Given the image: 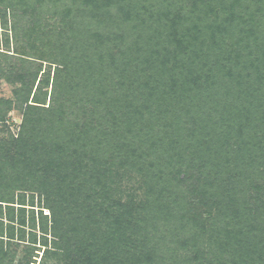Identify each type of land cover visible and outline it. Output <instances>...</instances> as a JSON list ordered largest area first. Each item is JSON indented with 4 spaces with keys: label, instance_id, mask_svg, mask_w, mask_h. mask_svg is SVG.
<instances>
[{
    "label": "trees",
    "instance_id": "16d2710c",
    "mask_svg": "<svg viewBox=\"0 0 264 264\" xmlns=\"http://www.w3.org/2000/svg\"><path fill=\"white\" fill-rule=\"evenodd\" d=\"M39 1L37 9L25 3L21 13L31 28L19 22L14 28L31 47L34 36L46 37L44 25L46 33L60 31L59 91L48 106L39 98L28 103L24 129L9 146L15 152L0 156V264H11L4 240L15 238L16 223L21 237L29 223L33 249L44 247L45 258L61 264H264L261 9L246 16L241 1L230 0L222 16L219 0ZM46 4L49 11L42 9ZM227 36L222 48L218 38ZM41 52L23 54L43 63ZM41 70L16 79L34 86ZM12 105L0 100L3 116ZM234 112L253 121L255 130L219 131L217 117L226 122ZM164 113L170 127L156 130L151 124ZM130 134L141 140L137 147ZM165 145L172 152L167 159L177 161L170 160L168 175L200 183L188 201L164 203V191L150 184L143 200L106 197L113 168H137L147 181L144 166L149 173L150 156L160 157ZM186 150L190 165L181 170ZM27 192L32 207L38 194L51 213L49 224L40 210L41 239L34 208L27 217ZM208 216L219 250L231 260L183 255L191 247L199 253Z\"/></svg>",
    "mask_w": 264,
    "mask_h": 264
},
{
    "label": "rangeland",
    "instance_id": "374dc122",
    "mask_svg": "<svg viewBox=\"0 0 264 264\" xmlns=\"http://www.w3.org/2000/svg\"><path fill=\"white\" fill-rule=\"evenodd\" d=\"M242 3V7H245L244 10L246 16H250L249 13H254L256 15V12L258 9H261L258 13V15L264 16V0H240ZM48 2V0H47ZM165 2V1H163ZM25 3L29 6H34L35 9L40 4L39 0H2L0 2V100L4 103L11 101L13 103L12 107H9L5 110V114L3 116L2 112H0V156H3L7 153H14L15 149L9 150L10 144L12 145V142L15 138H18L21 135V132L24 129V122H25V110L28 106V103H34L33 100L36 98L42 99L46 104H41L43 106H48L51 102V96L52 94L56 95L58 93V89L56 88L57 79L55 76V72L57 69L59 60L62 59L63 54L62 50H65V47L62 44H57V40L59 37V34L61 35L59 30H54L53 33L49 32L46 33V25H44L45 35L46 37H42L40 41H35V36L32 38L31 41H34L35 47H31L29 44L30 40L26 39L23 33L19 34L20 31L18 28H14L16 24H21L20 26L26 25L28 22V17L21 16L22 11L24 12ZM230 3V0H219L217 4V8L219 9V13L223 16L226 11L223 10V7ZM167 5V3L165 4ZM27 8V7H26ZM51 5H43L42 9H45V11L50 10ZM28 9V8H27ZM167 10V9H165ZM50 18V15H48L47 21L48 22ZM222 18V17H220ZM27 20V21H26ZM56 19L55 22H58ZM51 22V20H50ZM25 28L30 29L31 25L27 24V26H24ZM16 29V30H15ZM25 29V30H28ZM139 31V28H137ZM43 30V27L41 28ZM40 30V31H41ZM137 31V30H136ZM210 42L211 39H209ZM227 42H229L228 36L224 39L218 38V43L222 46V48H227ZM252 44V43H250ZM25 48L26 51L24 50ZM39 51H37L38 49ZM246 49V48H245ZM45 51V54L47 57H45V60L43 63L34 61V57H28L26 55H33L35 57H38L35 52L40 53L41 51ZM28 54H27V53ZM34 52V53H33ZM24 53V54H23ZM42 53V52H41ZM66 53V52H65ZM64 53V54H65ZM262 52H259V55L262 56ZM20 56V58L18 57ZM25 57L27 59L21 58ZM58 62V63H57ZM38 68H42V70L39 72L37 79L35 81L34 86H31V80L29 79L30 85H26L23 83V81H20L16 78L20 77L23 74H28L29 72L36 71ZM29 75V74H28ZM30 77V76H29ZM66 79V77L62 78ZM61 80V79H59ZM80 83L81 79H77ZM220 82H223V80H219ZM63 83V82H62ZM225 83V82H223ZM61 84V83H60ZM77 86V85H76ZM75 86V88H76ZM39 87V91L37 92V95L35 96V92L37 88ZM60 90H64V84L58 85ZM23 89H25L23 91ZM27 90V92H25ZM28 96V101L27 100ZM35 96V97H34ZM6 101V102H5ZM2 103V102H1ZM38 104V103H34ZM5 107V105H4ZM3 116V117H2ZM219 124H220V130L223 131H231L234 135L238 132L240 126H243L244 128H247V130L250 131L255 130L254 126L251 125L253 123L249 122L248 120H245L244 116H239L238 113L234 112L233 117H230L229 120H226V122H221V117H217ZM169 121H171V118L167 117V114L164 113L163 115L159 116L158 120H155L151 126L155 127L156 130L170 127L167 126L169 124ZM263 125L259 128V130H263ZM138 131L140 127L137 128ZM139 134V133H138ZM162 134H164V129ZM165 142L170 143V139L166 137ZM130 141L134 143V145L137 147L140 144V139L134 136L133 134L129 135ZM173 137H171V140ZM122 140H125V138H122ZM127 140V139H126ZM179 148L180 145H184L181 143H176ZM167 145L162 147V152L160 153V157L157 156V154H152L150 156V160L154 162L153 168L151 170L147 171L146 166H144V175L147 176V174H150V178L148 177L147 181L145 180V176H143V173L141 171L135 169H122V168H113V173L111 175V178L108 181V195H106L107 198H110L112 201L117 199H123L126 200V198L135 197L139 200H143L146 196L145 193V187L150 184V186H154V188L157 190H163L165 193L164 197V203L167 201L168 203L172 202L174 199H188L192 196L193 190L197 189L198 185L200 184L198 179H191L185 182L181 183L180 181H177V178H174L171 174L168 175L170 170H172V167L170 166V160L177 162L175 157H172L170 159H167V156L171 154L172 152H169L168 150H165ZM189 154L190 151L186 150L185 155L182 159L179 160V165L181 167V170L184 168L187 169V167L190 165L189 160ZM197 171V169H195ZM157 176V177H156ZM159 178V179H158ZM170 178V179H168ZM166 179H168L166 181ZM177 179V180H176ZM159 180V181H158ZM192 180V181H191ZM146 181V182H145ZM158 181V182H157ZM187 183V184H186ZM147 184V185H146ZM195 186V188H194ZM170 190L167 192L166 190ZM27 204L25 205L27 207V217L29 218V215L31 213V208L35 209L36 213V224L37 228L35 232L38 234V239H41V231H40V223H39V213L40 210H43V213L45 215L49 216V224H51V213L49 209L46 207H43V201H40V198L37 195H35V206H31L30 202V193L27 192ZM174 195V197H173ZM177 195V196H176ZM180 199V200H181ZM16 212L18 213V209L20 204H15ZM4 211H7V208H4ZM226 218H222V224L226 223ZM26 227V233L25 237H21L22 232L19 229V224L16 223L15 228V238L11 241L8 237L4 240V248L7 250L11 255L9 256L8 260H11V264H61L58 263L55 258H45L44 254V247L40 248V250H35L33 243H31V227L30 224L27 223ZM193 227H195L193 225ZM188 229V228H187ZM216 227L213 224V221L211 220V217L208 216L205 230H201V227L194 228V232L201 230L200 236H199V242L196 247L199 253H196L193 251L195 247L189 248L186 252H184V256L186 258L195 259V257L199 256L198 258L202 260L203 262H206V258L215 259V258H221L222 260H231L233 256L231 255H224L218 248V241L217 237L218 234L216 233ZM188 232H193L192 230L188 229ZM23 238V239H21ZM52 236L50 235V240H52ZM40 246V245H38ZM211 247H214V251L211 252ZM30 251H34V253L30 256ZM193 251V252H192ZM7 260V261H8ZM6 261V262H7Z\"/></svg>",
    "mask_w": 264,
    "mask_h": 264
}]
</instances>
